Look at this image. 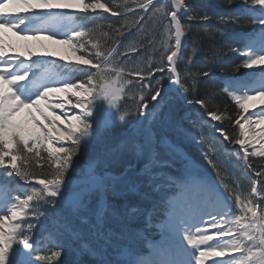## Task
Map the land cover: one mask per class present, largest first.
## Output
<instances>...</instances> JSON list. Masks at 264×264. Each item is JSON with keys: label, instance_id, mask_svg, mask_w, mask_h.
<instances>
[{"label": "snow or ice", "instance_id": "6c2138e0", "mask_svg": "<svg viewBox=\"0 0 264 264\" xmlns=\"http://www.w3.org/2000/svg\"><path fill=\"white\" fill-rule=\"evenodd\" d=\"M253 4L261 5L260 14L254 22L262 26L260 29V43L244 53V67L264 65V0H252ZM171 11L166 15L170 18L164 26L165 34L171 35L174 30V44L164 41L166 60L169 71L175 75L174 83L181 84L180 73L177 70V58L181 53L184 24L181 14L189 20L194 16L184 11L183 0H169ZM168 5L154 3V0H141L139 8L145 13L155 15L165 11ZM57 9H74L84 14L77 19H87L89 10L97 17L101 15L98 9L111 12V15H126L108 7L101 0H0V176L19 177L25 183L35 182L39 188L33 187L31 192L13 195L16 191L8 181H0V264H55L62 255L61 251H53L50 255H41L38 242L31 237L35 225L28 222V217L39 218L43 213L39 210L40 202L50 204L53 210L69 209L80 212L85 209L83 196L99 192L101 196L114 188L119 178L111 173L98 174L91 164L87 170L83 185L74 191L73 178L77 175V163L73 157L81 152L91 139L99 136L102 131L112 124L113 110L120 111L119 100L131 81L123 79V69L112 66L115 56L120 55L119 47L98 50V43L91 44L94 59L84 55L77 56L76 61H66L60 56L59 60H38V55L56 57L57 52L49 50V45H66L73 52L85 47L80 42L81 37L87 35L83 26L75 25L73 13L54 11ZM128 11H134L129 9ZM207 19V15L202 17ZM144 17H139L134 23L139 24ZM120 30H117L119 33ZM59 33L64 38L57 39ZM131 34V33H129ZM107 35V34H105ZM123 46V42H120ZM37 49L42 51L38 52ZM135 46H129L124 53L137 52ZM155 71L163 72V66H157ZM153 69L148 70L152 75ZM71 74V75H70ZM80 74L84 79H80ZM136 74H139L137 71ZM204 75H208L207 72ZM75 77V82L73 81ZM144 77L141 75L140 79ZM159 85V81H156ZM186 91V89H184ZM225 90L229 91L233 100L242 111L238 113L235 124L239 135L229 140L222 128L216 130L224 140L240 145L243 155L237 152V158L244 162L247 169L249 155L264 157V146L260 150L249 153L247 145L259 136L264 139V108L259 113L244 115L249 112V105L258 101L264 104V69L251 73L246 78L226 81ZM249 92H254L250 95ZM59 94H64L62 97ZM69 94L75 98L69 99ZM167 90L156 87L147 99L142 94L139 97L137 111L140 115L149 106V100L155 101L154 110L164 101ZM56 97L60 102L52 103ZM159 98V99H158ZM67 100L74 109L79 111L71 116L65 112L56 114V109H63V101ZM196 103L203 106V101ZM127 115L121 114V118ZM208 123L219 122L222 114L215 111L206 113ZM59 121L63 128L57 127ZM67 121V123H65ZM260 129L258 133L249 136L251 125ZM203 140V137H201ZM55 142L61 143L54 147ZM46 144L49 171L40 175L30 171L32 158H40V148ZM145 147L149 152L148 164L156 163L163 167L166 161L158 158L151 135L145 144L135 145L136 154L143 155ZM171 147V146H169ZM216 167L214 160H209ZM94 163V162H93ZM148 165H145L147 168ZM71 170V175L69 174ZM262 173L257 172L256 176ZM176 191L167 200L166 218L156 225L162 234L159 245H150L152 252L144 256L131 249H121L114 261L104 259V245L93 248L87 241L81 240V252L99 257V264H205L206 258L225 257L227 259L214 260L213 264H264V202L256 203L253 199L235 194V205L241 215H233L224 193L217 190L201 177L193 168L190 161L185 162L184 176L180 181L173 180ZM256 181L252 182L253 197L264 190V184L258 190ZM228 191L227 184L224 185ZM211 194L215 197L211 204L202 202L201 197ZM108 205L101 200L95 209L99 239L107 241L108 236L103 232L104 220L108 212ZM178 208L185 211L180 213ZM137 209H130L135 213ZM204 215L211 220L215 229L213 235L197 226L196 221L203 222ZM219 218V219H217ZM26 225V226H25ZM149 226L151 221L149 217ZM215 237H231L226 243H210ZM77 239H81L76 234ZM57 247L59 243L52 238ZM187 243V247L185 246ZM201 245H204L203 249ZM198 253V255H197ZM231 253H238L232 255Z\"/></svg>", "mask_w": 264, "mask_h": 264}, {"label": "rangeland", "instance_id": "374dc122", "mask_svg": "<svg viewBox=\"0 0 264 264\" xmlns=\"http://www.w3.org/2000/svg\"><path fill=\"white\" fill-rule=\"evenodd\" d=\"M245 1H242L244 3ZM154 3H157L156 0H154ZM159 4H162L158 2ZM214 0H193L194 6H186L184 7V11L188 13V15L191 16H205L207 15V19H197L196 21L194 19L189 20L187 16L181 14L180 18L186 21L187 23L191 21H195L198 25H213L214 19L216 18L217 13V7ZM252 3V0L251 2ZM123 6L126 8V3H121L120 6ZM119 6V7H120ZM243 7V5H241ZM261 5H255V4H247L243 8L248 12V14L253 17V23L256 27V29L260 30L262 26L258 25L254 22V18L258 16L260 13L257 12L256 8L261 10ZM130 7H127L126 10H129ZM100 10V9H98ZM102 10V9H101ZM170 11V8L167 7L165 11L158 12L155 15H151L149 13H143L144 20L141 21L139 24L135 25L133 30L130 32H127L123 34L122 40L118 41L113 48L119 47L120 55L115 56V60L113 61L112 66H119L123 69V79L125 81H131V84L126 87L125 92L123 93L122 98L119 100V107L123 103H128L134 107H137V104L139 103V97L140 95H144L147 99L148 94L158 87L161 83H164L168 79V74L166 72H159L155 71V67L162 66L163 61L166 60V55H164L162 59V54H164V41L167 40L169 44L171 43L172 39H174L173 34L166 35L165 34V28L164 26L167 23V15L166 12ZM127 12V11H126ZM229 13V12H227ZM259 13V14H257ZM109 14V13H108ZM189 29L190 25H188ZM245 29H241L239 31H243ZM131 33V34H129ZM256 35V36H254ZM248 44L251 42L253 47L259 46V41L255 40L260 38V31H258L256 34H253L252 32L248 31L243 34ZM254 36V37H253ZM123 42V46H120V42ZM81 43L85 44V47L88 45L89 50H85V47L81 49L80 51L73 52L71 49H69L66 45H52L49 41H46V43L50 46L49 50H54L57 52V56L54 58H59L60 56L66 57V62L76 61L77 56L84 55L86 58L94 59L89 53H92L94 50L91 47V44L95 43L92 39H89L88 37H85L80 41ZM100 45V48H103L101 43H98ZM129 46H135L138 51L137 52H131L125 55L127 48ZM244 49L249 51L250 49L246 46H244ZM99 50V49H98ZM38 52L42 51L40 49H37ZM231 53H234V51H231ZM237 54V52H235ZM238 51V55H239ZM191 55V53H190ZM185 62L189 63L191 58H189V54L187 53V50L185 52ZM224 60V59H223ZM166 63V61H165ZM193 64V62H192ZM166 65V64H165ZM244 67V66H243ZM153 69L152 75H148V70ZM167 69V70H166ZM259 69H264V65L259 66H253L252 68H246L244 67V70L247 72L246 74L251 73L253 70H256L255 73H259L260 71H257ZM137 71L139 74H136ZM164 71H168V68H165ZM165 73V74H162ZM80 75V74H77ZM143 76V79H140V76ZM82 76V75H81ZM156 81H159V85L156 84ZM62 97V96H61ZM72 98V97H70ZM75 98L73 97V102ZM150 101V100H149ZM60 102V101H59ZM255 104V107H257V104H259L258 101L252 102ZM64 104V112L67 113V115L71 116L75 113H77L79 110L74 109L71 104H69L66 100L63 101ZM196 105H198L195 102ZM255 107L252 106V104L249 105V112L244 113V115H249L252 113H257L255 111ZM156 110L149 109L145 110L147 115H142V117H145V123H143V128L149 131V135L152 137V125L149 126L150 119L153 117V113ZM57 111V109H56ZM242 111V110H241ZM116 111L113 110V116L115 115ZM61 113L58 112L57 115H60ZM204 118H208L207 115H201ZM141 117V119H142ZM223 117V115H222ZM125 117L120 119L119 125L124 123ZM141 119L138 121L140 124ZM188 119V118H187ZM113 121V117H112ZM136 120L133 119V122ZM58 124H61L59 121H57ZM156 124V130L163 131L164 128L167 129L168 133L165 134L161 138L160 146L161 149L163 147L166 148V151L163 152V161L167 162L166 166H159L156 163L148 164L149 161V152L146 153L145 156L142 155L144 158V162L142 164L141 170H139L137 173H134L130 179L125 180L122 183L115 184L114 188L109 190L112 205L111 210L109 213V218L112 219V225L111 230L112 232L110 237L114 238V235H116L117 239L119 241H125L128 242L133 239V237H141L145 236V234L138 228V223L142 220V217H144V224L146 227L149 226V220L147 216V211L144 209H141L145 207L143 204L137 206L139 202L148 203L151 206V203L156 202L157 200H160V195L164 193L166 190L163 188L167 187H174L172 184L173 180L178 181L179 178H183L184 176V165L185 162L179 157L178 149L181 148L179 145L183 143H188L196 147L198 150H203L204 153L208 154V157L211 160H214L216 163V167L221 168L226 167L228 169V172L223 171V176L218 175L219 181L221 184H227L228 186V192L235 196V194H240L242 197H248L251 199V186L250 188H247L246 192H237L239 188H237L236 183L240 182L238 168L236 167L237 164L239 165L240 169H243L242 175H247L248 169L245 168L244 164L237 158V156L233 157H227L223 155L221 152H214V155L209 152L211 149L210 147L217 149L215 147V144L210 143L209 145L205 146V142L201 139V135L205 134V127H202V129H197L196 132H193V130H188L186 126H183L179 120L177 122L170 121L169 119L165 120L161 119L160 121H157ZM167 122L166 124H164ZM67 123V121H65ZM130 123V124H131ZM129 125V124H128ZM126 125V126H128ZM135 125V124H134ZM124 126V127H126ZM133 126V125H132ZM57 127H61V125H58ZM122 129V131L126 130V128ZM217 128L223 129V119L219 122H212V128L209 130V132L218 133L216 130ZM252 131L249 133V136H253L256 133L260 131L258 127H256L255 124L251 125ZM113 125L109 127V130H104L102 133L95 137L94 139H91V142L81 150L79 154L73 157L74 161L77 163V175L75 178H73V184L74 186H82L84 178H77V176H86L87 170L90 166V164L95 167L96 164H99L100 167L107 168V167H113L114 165H123L127 163L129 160H131L130 157H133V155H136L135 157H140L136 154L135 145L140 144V137L133 134L129 135L127 133H124L123 135H114L116 132L112 131ZM137 131V130H136ZM110 133V134H109ZM252 142H256L259 144L256 148H249V153H252L254 151H258L261 149L262 146H264V139H261L259 136H256V139ZM61 144V143H60ZM171 146V147H169ZM55 147V146H54ZM59 147V146H58ZM195 153V151H194ZM193 153V154H194ZM249 157L253 160L254 157H260L256 155H249ZM138 160V159H137ZM190 161V160H189ZM94 162V163H93ZM193 165V168L198 172V174L201 177H205L207 173L203 171L204 169L201 168L198 163L197 157L195 156L193 159V162L190 161ZM207 164H210L209 160H206ZM145 165H148L147 168H145ZM125 166V165H124ZM264 169V164H262ZM118 168V167H117ZM264 171V170H263ZM97 172V170H96ZM71 175V170L70 173ZM210 178V177H209ZM264 178V175H263ZM205 179V178H204ZM206 180V179H205ZM216 185V184H215ZM215 187V186H214ZM21 192H24L25 190H21ZM23 194V195H24ZM133 199V200H132ZM138 200V201H137ZM132 202L134 205H132ZM157 203V202H156ZM135 208L137 211L135 213H130V209ZM69 209H57V213L55 214V220L53 223V227L49 230L44 229L41 231V235L35 239L36 242H38L40 248H42V245L47 242H52V238L55 236H59V234L66 233L65 239L68 238V235L76 236V234H80V227H82L83 232L85 231L86 238L77 239L75 237H72L68 239L65 242V247H69L75 252V260L74 256H72V261L74 262L72 264H84L85 261L88 262L92 258H94L92 255H89L87 253H83L85 257V261H80L79 254L81 252V240L87 241L93 248H94V242L90 240L92 239V234L96 235V232L94 230V225L92 221L89 219L90 214L85 213L86 217L82 220V225L78 228H75V225H71L70 221L68 219L69 216L73 214V210ZM58 212H61V214ZM167 213V212H166ZM57 215H60L59 218H57ZM238 215H241L240 211H238ZM31 217V216H30ZM30 219V218H29ZM63 221V222H61ZM45 222V219L41 218V222L37 223L38 227H41L43 223ZM143 224V225H144ZM159 222L151 223L152 227L157 229V232L160 233V229L156 226ZM64 226V228H62ZM136 226V228H134ZM93 227L92 231L91 228ZM109 229V230H110ZM109 230L107 231V236L109 234ZM116 230L115 232H113ZM149 231V230H148ZM92 232V234H91ZM215 229L211 231L212 234H214ZM63 237V236H62ZM61 237V238H62ZM109 237V236H108ZM59 238V237H58ZM220 243H226L231 237H217ZM60 239V238H59ZM97 240V238H96ZM121 249H131L136 251V248L132 247H123L119 244H115L114 242L110 243V249L114 250L116 248ZM120 250H117V253L111 254V257L106 258L107 260L114 261L117 258V254ZM238 255V253H231ZM105 257V255H104ZM227 257V255L225 256ZM217 258V259H227V258ZM210 262V263H209ZM64 264H67V262H64ZM43 264V262L41 263ZM206 264H213V261H208Z\"/></svg>", "mask_w": 264, "mask_h": 264}, {"label": "trees", "instance_id": "16d2710c", "mask_svg": "<svg viewBox=\"0 0 264 264\" xmlns=\"http://www.w3.org/2000/svg\"><path fill=\"white\" fill-rule=\"evenodd\" d=\"M183 1L185 6H194L193 0ZM214 1L217 2L216 6H218V9L213 25H198L195 21L199 18L201 19L203 16H195V21H191L190 23H187L182 19L185 31L188 35V43L184 49L183 56H185L187 50L191 60L189 63H186L184 60L185 57H182L180 61L179 72L181 84L179 91L185 101H203L202 108L205 112L215 111L218 114H222L223 130L228 135L229 140H234L239 135V129L235 124V120L237 119L238 113L241 112V109H239L238 105L232 100L230 95L224 92L223 79L221 76L222 74L236 76L245 71L241 59L235 53V47H237V45L233 42V31L248 29L251 27V24H249V20L243 17V14L235 12L234 8L243 4L242 1L248 2L249 0ZM101 2L107 4L109 8L122 13L123 10L126 9L122 5L120 6L121 3L125 2L131 5L130 7H133L134 5H139L141 0H101ZM136 14L137 13L119 16L117 18H111L110 20L106 15V20H101L96 27L88 30L87 36L95 43L102 44L103 48H99L101 51L107 50L116 42L121 31L131 27L136 20L135 18L138 16V14L137 16ZM188 25H190V27L192 25V27L189 29ZM117 30H120L119 33ZM85 50H88V47H85ZM230 50L234 51V53H231ZM205 72H207L208 75H204ZM184 89H186V91ZM171 99L174 101V107L168 106L169 111L182 112L185 108H190L183 106L177 100V97H170L168 99V104ZM121 112L127 113V115H124L125 121H129V119L135 120L138 114L137 107L128 103L122 104L119 112L120 115L122 114ZM174 117V115H171V119ZM117 119L120 121L121 118L117 115ZM196 120L198 121L197 118ZM116 128L117 125L115 124V131ZM156 135L158 137L157 132ZM189 152H191V149H189ZM41 157L43 159L32 158L29 166L30 171L38 175L42 173L46 174L49 171L47 154L41 152ZM133 160L134 159L132 158L128 164H132ZM254 163L260 165L263 163V160L259 159L254 161ZM124 169V164L119 166L114 165L109 168V170L116 174L121 173ZM95 170L99 173L104 172V169L99 165L95 167ZM256 170L264 175V169H260L258 166V169ZM40 178H43V175H40ZM55 264L64 263L59 258L55 261ZM67 264L70 263L67 262Z\"/></svg>", "mask_w": 264, "mask_h": 264}, {"label": "bare ground", "instance_id": "6f19581e", "mask_svg": "<svg viewBox=\"0 0 264 264\" xmlns=\"http://www.w3.org/2000/svg\"><path fill=\"white\" fill-rule=\"evenodd\" d=\"M210 263V262H209Z\"/></svg>", "mask_w": 264, "mask_h": 264}]
</instances>
